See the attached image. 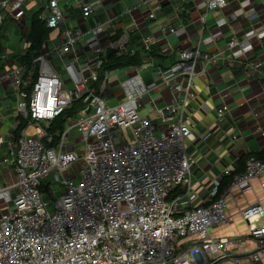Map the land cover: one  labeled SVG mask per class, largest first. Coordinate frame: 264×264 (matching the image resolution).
<instances>
[{
	"label": "built area",
	"instance_id": "2783aa9c",
	"mask_svg": "<svg viewBox=\"0 0 264 264\" xmlns=\"http://www.w3.org/2000/svg\"><path fill=\"white\" fill-rule=\"evenodd\" d=\"M42 1L47 14L39 18L49 29L59 28L60 41L42 43L23 81L21 68L0 70V83L17 86L13 132L7 139L0 136L6 180L0 182V264H210L211 253L226 257L222 249L227 239L211 236L209 229L230 223L225 209L231 189H248L250 180L264 173V161L247 158L243 170L220 188L221 177L230 175L224 168L221 177L213 179L209 203L194 206L198 194L192 189V160L186 153L193 123L185 108L196 96L195 79L216 70L219 52L181 49L175 63L157 70L172 99L152 120L139 109L157 85L144 82L140 66L125 67L123 74L119 69L105 71L97 90L91 88L107 51L126 53V35L111 39L97 23L84 39L83 30L65 24L58 0ZM104 1L86 0L81 17H88ZM24 3L0 0V25L4 17L24 16ZM193 3L202 11L199 21L204 23L208 13L226 1ZM258 16L252 9L245 18ZM261 22L242 37L236 36L242 31L240 20L229 25L235 34L220 52L227 50L236 58L250 51L264 36V19ZM224 26L226 19L218 18L201 41L214 42ZM166 31L184 34L182 27ZM82 41L89 49L88 59H81L86 49L79 46ZM149 46L143 40L142 49ZM168 52L169 48L161 49ZM259 66L258 61L245 65L243 75ZM236 85L241 83H229L220 92L224 103ZM115 87L121 92L118 97ZM76 99L82 100L83 108L66 120L54 140L45 126ZM257 99L264 101V93ZM253 100V94L245 95L240 109ZM224 114L223 108L217 109L218 120ZM253 114L257 117L254 110ZM22 120L26 123L19 128ZM121 126L131 127L134 142L115 141ZM260 127L256 128L261 132ZM53 183L58 185L57 196ZM239 212L256 242V249L247 254L250 264H256L264 251V225L256 227L254 222L264 216V207L256 201Z\"/></svg>",
	"mask_w": 264,
	"mask_h": 264
},
{
	"label": "crops",
	"instance_id": "0c3cea01",
	"mask_svg": "<svg viewBox=\"0 0 264 264\" xmlns=\"http://www.w3.org/2000/svg\"><path fill=\"white\" fill-rule=\"evenodd\" d=\"M85 1L58 0L65 24L72 29L83 30L84 39L90 37L89 29L100 23L109 32L111 39L126 35V53H142L143 40L150 43L149 47L159 48L162 58L145 55L139 65L144 82H156L157 85L144 99L143 106L147 105L148 108L141 115L149 119L159 117L160 108L172 99V93L160 81L158 69L165 70L175 63L181 49L197 47L209 54L219 52L216 70L195 79L196 96L185 108L193 123L186 153L192 160V189L198 194L194 206L209 203L213 179L216 176L221 177L224 168L229 169L230 175L221 177L220 188L229 183L231 175L243 170L247 158L255 157V154L264 149V101L257 99L264 93V36L255 40L250 51L236 58L227 50H219L235 34L229 25L240 20L242 31L236 33V36L242 37L245 32L262 23L264 0H225L224 7L209 12L204 23L199 21L202 11L194 7V0H107L95 6L88 17L82 18L80 7ZM41 6L42 14H47L42 0H25L24 16L19 19L4 17L0 25V70L21 68L22 81L27 75L21 58L28 48L29 16ZM252 9L259 16L248 21L245 18L246 13ZM220 17L227 21V26L222 28L221 37L214 42L201 41V37L209 32ZM168 27H182L184 34L178 36L167 32ZM46 41L50 45L52 41H60L59 28L50 29ZM79 46L86 47L81 59H88L90 53L85 41ZM162 48H169V52L161 53ZM256 61L260 66L245 77L244 66L252 65ZM125 71L122 68L118 73L123 74ZM244 78L253 80L245 83ZM232 82L241 85H236L238 89L231 90V99L224 103L220 92ZM16 91L17 86L0 83V136L6 139L13 132ZM248 93L253 94L254 100L246 109L241 110L239 105L244 102V96ZM222 108L225 114L218 120L216 112ZM260 125L261 132L256 128ZM231 135H235V139ZM3 150V145H0V182L6 181L2 172L4 164L1 162ZM256 201L264 207V173L252 178L248 189H231L225 209L230 223L209 229L211 236L227 239L222 249L227 256L216 258L217 254L211 253L208 258L211 260L210 264H250L247 254L256 249V242L249 235L248 227L241 219L239 211ZM254 225H264V216L258 218ZM256 264H264V251L259 253Z\"/></svg>",
	"mask_w": 264,
	"mask_h": 264
},
{
	"label": "trees",
	"instance_id": "16d2710c",
	"mask_svg": "<svg viewBox=\"0 0 264 264\" xmlns=\"http://www.w3.org/2000/svg\"><path fill=\"white\" fill-rule=\"evenodd\" d=\"M43 7L32 12L29 16L30 25L28 33V48L25 54L21 58V63L25 65L26 72L29 71L32 59L39 53L41 45L46 41L50 29L46 27L45 22L39 18L42 14ZM118 37V36H117ZM116 37V38H117ZM148 55L153 58H162L159 53V48L157 46H151L149 50L133 53L117 54L115 50H108L105 61L99 71L98 79L94 84L91 85L92 90H97L99 84L102 81V76L105 71L121 69L129 66H139L142 63V56ZM36 72L33 73V79L35 78ZM31 88V83L27 84L26 91L29 92ZM84 103L81 99L74 100L68 107H66L60 114L54 117L46 126L45 130L48 134L54 135V140L56 139V133L61 132L64 127L66 120L68 118H73L78 115V111L83 108ZM26 123L22 120L19 124V128ZM18 130H15L17 133ZM257 159L264 161V149L254 155Z\"/></svg>",
	"mask_w": 264,
	"mask_h": 264
},
{
	"label": "rangeland",
	"instance_id": "374dc122",
	"mask_svg": "<svg viewBox=\"0 0 264 264\" xmlns=\"http://www.w3.org/2000/svg\"><path fill=\"white\" fill-rule=\"evenodd\" d=\"M32 1V0H31ZM41 0H38V2H40ZM66 86L69 88L71 87L70 83H67ZM113 93L115 94L116 97H118V95L121 93L120 89L115 87V90L113 91ZM115 100H112V102H114ZM148 106L144 105L143 107H141L139 109V114L141 115L144 110H147ZM72 133H70L71 135ZM116 140H125L127 142H134V136L132 134V129L130 126H121L118 128V136L115 137V141ZM53 185V194L55 193V195H59V191H58V185L57 184H52ZM51 197L53 198V195L50 194Z\"/></svg>",
	"mask_w": 264,
	"mask_h": 264
}]
</instances>
